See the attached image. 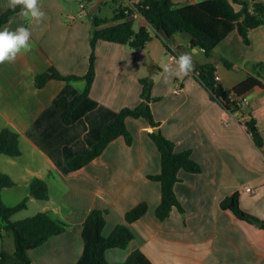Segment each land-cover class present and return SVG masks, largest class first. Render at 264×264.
<instances>
[{"label": "crops", "instance_id": "crops-1", "mask_svg": "<svg viewBox=\"0 0 264 264\" xmlns=\"http://www.w3.org/2000/svg\"><path fill=\"white\" fill-rule=\"evenodd\" d=\"M139 1L127 0L123 5ZM40 6L46 14L42 22L25 19L17 12L1 28L25 26L32 32L31 50L14 63L0 65V132L6 127L18 132L22 150L19 156L0 154V169L16 182L3 189V201L9 206L18 204L30 195L32 181L43 178L50 185V199L30 196L28 207L13 219L47 211L69 224L65 232L29 250L33 264H76L84 249L83 224L94 209L105 211L103 233L108 236L117 225L127 223L129 210L143 202L148 204L147 212L130 224L135 238L126 248H110L109 261L124 262L140 249L155 264H264V236L259 226L222 205L239 192L241 206L264 220V149L257 146L246 126L247 119L264 109V88H252L245 94L248 103L232 113L212 97L193 72L179 77L164 72L165 65L175 68L179 55L190 53L195 65L214 63L216 74L221 76L219 82L227 87H234L250 74L264 82V29L254 35L253 54L244 62L249 66L241 67V73L235 71L241 75L232 82L227 78L232 73L218 70L214 54L208 61L195 57L189 50L190 37L189 45L184 46L175 36L173 47L178 48V55L167 48L163 51L159 62L163 69L153 86V95L160 97L152 103L155 118L161 123L155 128L175 142L177 151L191 149L202 171H180L181 181L175 189L185 211L176 207L162 220L157 215L162 185L151 177L161 171L162 155L149 134L155 128L145 118H127L134 136L131 144L120 136L85 166L71 170L68 164L103 137L106 126L121 109L140 104V78L149 74L154 62L149 47L136 50L98 41L97 75L90 95L73 110L72 121L67 123L58 99L74 98L84 90L85 79H53L39 88L36 76L52 66L65 74L88 71L93 13L86 8L79 13L71 10L63 0H40ZM8 8V0H0V15ZM139 16L141 26L148 24L139 11L132 14L134 21ZM179 86L181 90L176 92ZM2 227L0 216V230ZM2 230L0 248L13 253L14 233Z\"/></svg>", "mask_w": 264, "mask_h": 264}, {"label": "trees", "instance_id": "trees-1", "mask_svg": "<svg viewBox=\"0 0 264 264\" xmlns=\"http://www.w3.org/2000/svg\"><path fill=\"white\" fill-rule=\"evenodd\" d=\"M82 2L88 6L92 5L87 0ZM134 11H139L145 16L148 24L136 29L132 18ZM17 12H20L19 7L15 10L8 8L0 15V30ZM260 29H264V0H140L133 6L121 4L113 18L102 17L98 12L93 13L90 65L85 74H65L56 66H52L36 76V86L45 87L53 79L67 82L85 79L84 90L74 98L62 96L58 99V103L64 108V121L70 123L73 110L90 95L97 75L96 48L100 40L142 50L149 47L154 37L152 32L155 31L165 42L168 52L178 55V48L173 47L175 36L178 33H186L191 39L192 47H201L209 56L217 54L227 67L240 69L246 58L253 54V38ZM162 69L159 63H151L149 74L140 78L143 85L140 104L121 109L114 121L106 126L103 137L93 144L88 152L77 154L69 160L71 170H77L100 156L109 143L120 136L125 137L127 143L131 144L134 136L127 125L128 117L145 118L153 128L160 127L161 123L155 118L152 103L160 99L153 95V86ZM216 70L217 67L212 62L200 63L195 65L193 73L209 89L212 97L232 113L242 110L245 94L252 88H264V82L252 74L234 87H227L216 79ZM246 126L257 146L264 149V109L258 116L252 115L247 119ZM149 134L162 155L161 171L151 177L162 185V200L157 208V215L164 220L176 207L181 212L185 211L175 189L177 182L181 181L180 171L184 169L199 173L202 171V165L193 157L191 149L177 151L175 142L165 136L161 129L152 130ZM21 152L19 133L8 127L3 128L0 132V154L19 156ZM15 184L16 182L0 169L2 229L14 233L16 244L13 253L0 248V264H33L29 250L46 243L52 236L65 232L69 224L47 211L14 220L13 216L18 211L28 207L30 196L41 201H48L51 196L48 181L36 178L30 185V195L18 204L9 206L3 201L2 192L4 188ZM222 205L231 209L242 220L251 223L260 220L258 231L264 236V220L241 206L239 192L226 198ZM147 210L148 204L145 202L129 210L126 214L127 223L117 225L113 232L106 236L103 233L106 225L105 211L94 209L83 224L84 249L76 264H155L140 249L133 251L124 262L114 263L107 258L110 248H126L135 238L130 224L140 219ZM2 229L0 236H3Z\"/></svg>", "mask_w": 264, "mask_h": 264}, {"label": "clouds", "instance_id": "clouds-1", "mask_svg": "<svg viewBox=\"0 0 264 264\" xmlns=\"http://www.w3.org/2000/svg\"><path fill=\"white\" fill-rule=\"evenodd\" d=\"M8 7L20 8L19 15L30 21L42 22L45 12L40 6V0H8ZM32 32L28 27L18 26L14 30L5 26L0 30V65L14 63L19 55L31 50ZM175 68L164 66V72L171 76H188L195 70V63L190 53H183L175 60ZM168 83V79H165Z\"/></svg>", "mask_w": 264, "mask_h": 264}, {"label": "rangeland", "instance_id": "rangeland-1", "mask_svg": "<svg viewBox=\"0 0 264 264\" xmlns=\"http://www.w3.org/2000/svg\"><path fill=\"white\" fill-rule=\"evenodd\" d=\"M65 4H67V6L71 9V10H74L76 12H81V10H83L79 4L82 3L85 5V8H86V11L88 12H91V13H94L92 11V5H87L86 3L82 2V0H63ZM123 2L127 3V0H105L103 1V3L100 4L99 6V15L102 16V17H109V18H113L115 13L117 12V9L119 8V6L121 4H123ZM77 13V14H78ZM14 17V16H13ZM12 20V19H11ZM88 20V19H86ZM135 28L136 29H139L141 27V16H139L137 19H135ZM179 40L181 41V43L184 45V46H188V42L190 41L189 40V36L188 34L186 33H178L177 34ZM195 48V49H193ZM189 50L193 51L194 52V55L195 57H197L198 59L200 60H203V61H208L210 60V56L206 54L205 51H202L201 50V47H191L189 46ZM215 57L217 58L218 62V70L219 71H222V73H232L231 76H232V79H231V76L227 77L228 79L231 80V82L233 80H236L239 78L238 75H241V70L242 69H234V68H229L227 66H225L220 58L219 55L217 54H214ZM166 56V53H164V56H163V59L165 58ZM164 61V60H163ZM243 66H249V63L248 64H243ZM240 72V73H236V72ZM243 71H245V68H243ZM238 74V75H237ZM263 80H264V74H263ZM247 98V97H246Z\"/></svg>", "mask_w": 264, "mask_h": 264}, {"label": "water", "instance_id": "water-1", "mask_svg": "<svg viewBox=\"0 0 264 264\" xmlns=\"http://www.w3.org/2000/svg\"><path fill=\"white\" fill-rule=\"evenodd\" d=\"M90 3H92V10L94 12L99 11V5L102 0H87ZM166 49V44L165 42L159 37L158 35H155L149 44V52L151 55V58L154 62L159 63L161 61V56L163 51ZM155 131H158V128H155ZM256 225L260 226L261 221L260 220H255L254 221Z\"/></svg>", "mask_w": 264, "mask_h": 264}, {"label": "built area", "instance_id": "built-area-1", "mask_svg": "<svg viewBox=\"0 0 264 264\" xmlns=\"http://www.w3.org/2000/svg\"><path fill=\"white\" fill-rule=\"evenodd\" d=\"M81 6H82V8L85 10V5L82 4ZM216 79H217L218 81H220V80H221V76H220L219 74H216ZM180 90H181V87H180V86L177 87V88L175 89L176 92H180ZM247 103H248V101H246V99H244V100L242 101V105H245V104H247ZM248 189L250 190L251 187H248Z\"/></svg>", "mask_w": 264, "mask_h": 264}]
</instances>
